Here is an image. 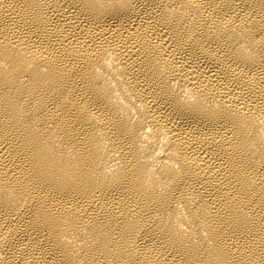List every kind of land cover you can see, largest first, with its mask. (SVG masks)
<instances>
[{
  "label": "bare ground",
  "instance_id": "6f19581e",
  "mask_svg": "<svg viewBox=\"0 0 264 264\" xmlns=\"http://www.w3.org/2000/svg\"><path fill=\"white\" fill-rule=\"evenodd\" d=\"M0 264H264V0H0Z\"/></svg>",
  "mask_w": 264,
  "mask_h": 264
}]
</instances>
